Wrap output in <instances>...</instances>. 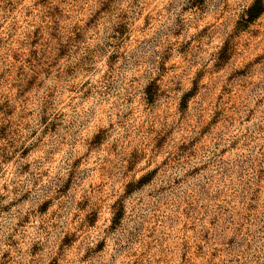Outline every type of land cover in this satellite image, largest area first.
Listing matches in <instances>:
<instances>
[{
  "label": "clouds",
  "instance_id": "9594fccd",
  "mask_svg": "<svg viewBox=\"0 0 264 264\" xmlns=\"http://www.w3.org/2000/svg\"><path fill=\"white\" fill-rule=\"evenodd\" d=\"M0 264H264V0H0Z\"/></svg>",
  "mask_w": 264,
  "mask_h": 264
}]
</instances>
